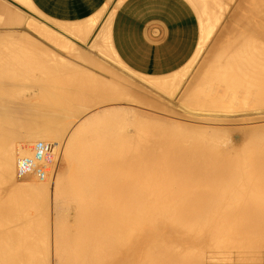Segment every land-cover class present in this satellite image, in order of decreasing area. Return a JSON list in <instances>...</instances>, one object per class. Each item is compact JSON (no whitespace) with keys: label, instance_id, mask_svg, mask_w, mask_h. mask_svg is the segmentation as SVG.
Listing matches in <instances>:
<instances>
[{"label":"bare ground","instance_id":"6f19581e","mask_svg":"<svg viewBox=\"0 0 264 264\" xmlns=\"http://www.w3.org/2000/svg\"><path fill=\"white\" fill-rule=\"evenodd\" d=\"M17 1L33 8L29 0ZM200 1L202 6L211 2L214 9L209 14L200 10L204 15L202 35L192 59L206 46L209 36L218 32L233 2ZM241 9L245 13L230 16L234 21L219 32L221 36L226 31V38H214L197 71L179 92V100L191 102L189 105L197 103L198 112L192 113L209 122V125L198 123L199 127L195 124L196 129L189 127L191 124L171 122L158 128L160 119L154 122L147 119L157 124L158 131L152 124L154 131L144 123V128L136 127L148 122L143 116L144 121L141 116L129 119V109L112 105L102 107L104 120L102 117L99 120L98 110L97 113L94 110L93 123L87 113L62 136L63 130L51 126L52 116L62 115V122H68L83 107L114 101L123 93L129 96V91L113 87L114 84L109 86L92 72L96 83L84 85L79 76L78 80L72 78L71 87L64 82L63 86H68L65 90L57 84L58 78L50 77L65 73L51 71L52 61L40 63L44 69H40L42 77L25 80L27 77L24 79L22 75L26 71L17 70L22 63L13 56L15 53L0 55V264H264V143L254 140H264V133H260L264 131V121L246 127H222L233 120L263 119L260 117L264 109V0H246ZM16 11L13 6L0 4L1 23L3 20L7 25L15 21L22 24L19 16L22 13ZM113 12L105 7L86 21L58 23L56 34L86 42L101 20V28L89 44L99 51L112 50L108 38ZM27 24L41 40H56L52 31L34 27L35 23ZM22 45L18 46L29 47ZM72 50L91 61L89 64L98 67L102 63L78 48ZM50 55L62 58L57 53ZM11 59L17 61L10 62ZM101 65L105 66L104 62ZM12 67L17 69L11 70ZM30 69L34 73L32 70L36 68ZM183 71L180 68L164 76H141L152 78L144 80L155 89L175 91L187 73ZM26 82L32 84L27 85H31V90L25 94L28 89L21 84L25 86ZM33 84H37L39 94L32 91ZM46 106L56 107L53 110ZM19 112L21 122L16 118ZM91 114L94 113L90 117ZM9 115L16 116L17 121L12 119L16 125H12ZM55 121L58 126L59 121ZM46 122L52 124L46 126ZM18 123L25 133L21 136L20 130L16 133L17 142L14 137L8 140L9 143L14 139L16 143L5 144L4 136L8 133H4H15ZM131 123L136 125L133 133L129 129ZM228 130L231 132L227 133ZM10 134L7 137L15 135ZM60 136L62 142L56 140ZM237 137L240 142H236ZM222 142L229 149L222 150ZM61 161L71 171L62 170ZM4 181H10L9 191L4 188ZM51 194L65 200L62 204L67 211L50 202Z\"/></svg>","mask_w":264,"mask_h":264},{"label":"rangeland","instance_id":"374dc122","mask_svg":"<svg viewBox=\"0 0 264 264\" xmlns=\"http://www.w3.org/2000/svg\"><path fill=\"white\" fill-rule=\"evenodd\" d=\"M233 1V2H232ZM230 2H232L231 4V9H230V11L228 12L227 11V15H225V17L223 18V20H222V25L220 26V29L218 30V32L215 34H211L210 36H209V40H208V43H206V46L202 49V51L198 54V56L197 57H194L195 58V60H194V58L192 59H190L189 61L192 63V64H190L191 66H189L188 64H189V62H187L186 63V65L184 66V67H182V71H183V69H185L184 71H183V73H186V75H185V77L183 78V81L181 82V84L179 85V87L177 88V87H175V91H172V90H174V89H172L171 91H166V90H162V89H155L154 87H152V86H150L144 79H152V78H143L141 75H140V73H137L136 71H134L133 69H131V68H129L127 65V67L126 66H124V64H122V63H120V61L114 56V54H113V52H112V50H110V49H106V48H103L101 51H99V49L97 50V47L95 48H93V47H91L90 45H89V39H88V41H86V42H84L82 39L80 40V38H72V37H63L64 35H60V33L59 34H56V33H58V32H56L57 30H56V21H53V20H51V19H49V18H46V17H44V16H42L40 13H38L36 10H34L31 6H28V5H25V4H23L24 6H27V7H29V9L27 8H25V10L23 11V10H21V9H19V8H17V7H15L16 9H17V11H16V9L13 7V9L16 11V12H20V13H22V14H20L19 16L20 17H22V19L20 20V19H18V20H20L21 21V23L22 24H15V22L16 23H18L17 21H15L14 23H13V25H12V23H10L9 25H7L8 24V22L6 23L5 21L3 22V20H2V23H1V20H0V43H2L3 45H5V46H1V44H0V55H11L12 56V54H14L13 56H17L16 57V59H18V61H20L21 63H22V67H21V65H20V67H19V69H17V68H14L15 70L17 69V70H20V68L22 69L21 71H26V73H25V75L23 74L22 76L24 77V79H25V76L27 77L25 80H32V79H37V78H40V77H42V73H40V71L41 70H44V69H41V68H43V67H41V64L42 63H47V64H50V62L52 61L53 62V64L52 65H50L51 67H50V70L51 71H57L58 73H60V71L61 72H65V73H62V74H58V76L57 75H51L50 77L51 78H54V79H57L58 80V85L60 86H62V88L63 89H65V90H67L66 88H68V86H63V83L65 82V84L66 85H71L72 86V78H74V80L75 79H77L78 80V78H79V76H80V78L83 80L81 83L82 84H84V85H88L89 83H96L97 82V80L96 79H94L92 76H95L94 74H96L97 76H99L100 78L102 77L103 78V80L102 81H104V80H106V83L109 85V86H112L113 84V87L114 86H120V87H122V88H125V89H127V91H129V96L126 94H124L123 93V95H119V97H116L117 99H113L114 101H112V100H110L109 99V102L107 103V101L106 102H104V104L101 102V104H97V105H92V104H90L92 107H90L89 105H88V107H83L82 109H81V111L79 112V113H77L75 116L73 115V116H71V118H69V120H68V122L67 121H63L62 122V120H63V117H62V115H60L61 117L60 118H56V117H53L52 116V120L53 121H51L52 123H53V125H51L52 127L54 126V127H59L58 129L59 130H63L60 134L63 136L64 134H66L67 132H68V127L70 128V127H72L73 126V124L74 123H76V122H78L82 117H84L85 116V114L87 115V113L89 114V117H88V120L90 121V122H92L93 123V121L95 120V118H96V114H95V112L97 113V111L96 110H98V114H97V116H98V118H99V120H101V117H102V119L103 118H105V115L104 116H102V107L103 108H105L106 106L108 107V106H112V105H115V106H118V107H120V108H126L125 110H128L129 112H130V115L131 116H129V119L131 118V119H134V118H136V120H137V118L139 117V116H141V119H146V121L148 122V123H150L149 125H148V123H145V122H142L141 124H138L139 122H132V123H134V124H138L139 126H136V125H134V126H136V127H141V128H144V127H142V125H143V123L144 124H146V126L145 127H149V128H151L152 126H151V124L155 127V125H157V124H155L154 125V123H151V122H149L150 120H152V122H154V119H160V120H162V121H160V122H162L163 124H161L160 122H158L159 124V126H157L158 128L160 127V126H164V125H168L169 123L168 122H171V123H179V124H187V126H189V124H191L189 127H192V128H195V124H197L198 126L197 127H199V124H203L204 123V125H209V122H203V121H201L199 118H198V116H200V115H197L196 116V114H193L192 112L194 111V112H198L196 109L198 108L197 106L198 105H196L197 103H192L191 105H189L191 102H189V103H187L186 101H184V103H183V100H179V92L182 90V88H184V86H185V84H187V82H189L190 80L189 79H191V77H192V75L195 73V71H197V68L199 67V64L201 63V61H202V59L205 57V55H206V53H208L209 51L208 50H210V47L211 46H213V44H214V38H226V36L228 35V33L226 32V31H223L222 32V34H221V36H219V32H220V30L221 29H223L224 28V26L225 25H228L229 23H231V21H234L233 19H231L230 18V16L234 13V14H241V12H242V9L241 8H244V6H245V3H246V0H231ZM22 4V3H21ZM6 6V5H5ZM114 5H113V1L112 2H110V4L107 6V9H109V8H112ZM10 7H12V6H10ZM109 11H112V9L111 10H109ZM246 11V10H245ZM245 11L244 12H242V14L243 13H245ZM23 15V16H22ZM18 16V17H19ZM17 17V18H18ZM32 17V18H31ZM33 17H34V19H36L35 21H34V19H33ZM24 18V19H23ZM228 18V19H227ZM2 19V18H1ZM29 19V20H28ZM4 20H6V19H4ZM27 20V21H26ZM7 21V20H6ZM20 21H19V23H20ZM30 21H33L34 23H35V25H34V23L32 22H30ZM37 21H38V23H37ZM5 23V24H4ZM27 23H30V25H34V27L36 26H40V28L39 29H41V27H43V29L44 28H46V30H48V31H52L51 33H53V35H55V37L56 38H54V39H56V40H52V41H48L47 39H40L41 38V36L35 31L34 32V30L33 29H30V27L28 26L29 24H27ZM44 23V24H43ZM24 25H26V27L24 26ZM22 26H24V32L22 33V31H23V29H22ZM45 26V27H44ZM51 27V28H50ZM14 28V29H13ZM27 29V30H26ZM43 29H41V30H43ZM54 29V30H53ZM45 30V29H44ZM45 30V31H46ZM4 31V32H3ZM27 31L29 32H31V33H27ZM34 33H33V32ZM12 32V33H11ZM7 35H6V34ZM36 33V34H35ZM4 34V35H3ZM10 34V35H9ZM16 34V37H14V35ZM19 34V35H18ZM5 35H6V37H5ZM9 35V36H8ZM31 35V36H30ZM33 35V36H32ZM37 35V36H36ZM59 35V36H58ZM21 38H20V37ZM35 36V37H34ZM15 39H14V38ZM20 38V40L21 39H23V40H21V42H20V40H19V38ZM28 37V38H27ZM37 37V38H36ZM59 37H61L62 39L63 38H66V39H64V41L65 40H68L69 41V43H67V41H66V43H64V41L62 42L61 40H60V42H62V43H60L59 42V40L58 39H60ZM58 38V39H57ZM4 39H5V41H7L6 43H8L7 45H6V43L4 42ZM12 39V40H11ZM25 39V40H24ZM71 39V40H70ZM16 40V41H15ZM78 40H80L79 42H78ZM13 41V42H12ZM17 41H19L20 43H17ZM24 41H26V42H24ZM58 41V42H57ZM71 41V42H70ZM28 42V43H27ZM33 44H32V43ZM54 42H57L58 44H61V45H58V44H54ZM84 42V43H83ZM5 43V44H4ZM15 43V44H14ZM70 43H73V44H70ZM76 43V44H75ZM10 44H14L13 46H11ZM24 45V46H26V45H28L29 47H19L18 45ZM26 44V45H25ZM30 44V45H29ZM43 44H44V46H43ZM62 44H64L63 46H62ZM78 44V45H77ZM16 45V46H15ZM22 45V46H23ZM67 45V46H66ZM10 46V47H9ZM18 46V47H17ZM33 46H35V49H33V48H31V47ZM49 48H48V47ZM61 46V47H60ZM71 48H70V47ZM2 47V48H1ZM8 47V48H7ZM15 47H16V50H17V52H21V53H16V50H15ZM43 47V48H42ZM45 47V48H44ZM68 47V48H67ZM74 47H75V49L76 48H78V50L81 52V53H85L86 54V56H90L91 58L93 57H95L94 58V60L95 59H99V62H100V60H101V62L103 63L104 62V64H105V66H107V68L104 66V65H101L102 63H98L99 64V66L97 67L96 65L94 66V65H92V63L91 64H89L90 62L89 61H87L86 60V58L83 56V55H81L80 53H78V52H74V50H72V49H74ZM3 48H4V50H3ZM5 48H7V50L5 49ZM13 48V49H12ZM20 48V50L21 51H19L18 49ZM43 50L42 52H41V49ZM9 49V50H8ZM25 49H27V51L25 50ZM46 49V50H45ZM50 51V53L51 54H54V53H57L58 55H61L62 56V58L60 59H55V57L54 56H56V55H52L53 56V58H51L52 56L50 55V53H49V51ZM11 50V51H10ZM13 50V51H12ZM32 50H33V52H32ZM35 50V51H34ZM39 50H40V52H39ZM3 51V52H2ZM8 52L9 51V53H6L5 54V52ZM22 51H23V55H22ZM45 51H47V53L45 52ZM55 51V52H54ZM104 51V53H102ZM14 52V53H13ZM32 52V53H31ZM30 55H29V54ZM33 53H35V54H33ZM39 53H41V54H39ZM43 53V54H42ZM20 55V57L22 58L21 60H19L20 59V57L18 56V55ZM26 54V55H25ZM33 54V55H32ZM37 54H39V55H37ZM47 54V55H46ZM50 56H49V55ZM41 55H43V56H45V57H40ZM40 58H39V57ZM49 56V59H47V57ZM98 56V57H97ZM34 58V60H33V58ZM24 58H28L27 60H24ZM43 58L45 59V61L43 60ZM56 58H58V56H56ZM84 58V59H83ZM41 59V60H40ZM64 59V60H63ZM82 59V60H81ZM13 60H15V59H13ZM23 60V61H22ZM57 60V61H56ZM72 60V61H71ZM192 60H193V62H192ZM10 62H16L17 60H15V61H12V59L11 60H9ZM26 61V62H25ZM29 61V63H28V66H27V62ZM71 61V62H70ZM84 61V62H83ZM20 62H18V63H20ZM25 62V63H24ZM32 62V63H31ZM72 62L73 63H76V64H73V65H75V66H73L72 65ZM83 62V63H82ZM98 62V61H97ZM20 63V64H21ZM34 63V64H33ZM41 63V64H40ZM59 63V64H58ZM67 63V64H66ZM25 64V66H24V68H23V65ZM65 64V65H64ZM78 64V65H77ZM38 65V66H37ZM61 65V67H59ZM68 65V66H67ZM71 65V66H70ZM105 68H104V67ZM32 68V69H34V68H36V69H34V70H32L34 73H31L30 71H31V69L30 68ZM57 67V68H56ZM66 67V68H65ZM72 67V68H71ZM88 67V68H87ZM97 67V68H96ZM189 69H188V68ZM27 68H29V71H28V69ZM61 68V69H60ZM87 68V69H86ZM109 68H110V70H109ZM13 69V67H12V69L11 70H14ZM23 69H27V70H23ZM41 69V70H40ZM53 69V70H52ZM57 69V70H56ZM59 69V70H58ZM72 69V70H71ZM91 69V70H90ZM103 69V70H102ZM105 69V70H104ZM69 70V71H68ZM37 71V72H36ZM73 71V72H72ZM82 71V72H81ZM30 74H29V73ZM84 72V73H83ZM94 73V74H92V73ZM111 72V73H110ZM38 73V74H37ZM193 73V74H192ZM69 74H70V76H69ZM109 74V75H108ZM31 75H32V77H31ZM34 75V76H33ZM68 75V76H67ZM102 75V76H101ZM21 76V77H22ZM29 76V77H28ZM54 76V77H53ZM68 78H67V77ZM84 76V77H83ZM90 76H91V78H90ZM112 76V77H111ZM121 76V77H120ZM123 76V77H122ZM22 77V78H23ZM31 77V78H30ZM88 77H89V79H88ZM69 79V78H71V80L70 81H68V80H66V79ZM105 78V79H104ZM86 79V80H85ZM73 80V81H74ZM85 80V81H84ZM94 80V81H93ZM112 80V81H111ZM128 80V81H127ZM144 80V81H143ZM62 81V82H61ZM109 81V82H108ZM75 82V81H74ZM73 82V83H74ZM112 82V83H111ZM28 83V84H27ZM102 83H104V82H102ZM23 84V85H22ZM21 84V86H23V88L25 89V88H27L28 90H27V92H26V90H25V92H23V93H28V92H30V90H31V85L29 86V87H27V85H29V84H32L31 82H26V85L24 86V84L25 83H22ZM64 84V85H65ZM34 85V86H33ZM32 85V89H34V90H32V91H36V93H38L39 94V91L37 90V87L38 86H36L37 84H33ZM69 85V87H71ZM137 85V86H136ZM143 85V86H142ZM148 85V86H147ZM60 86V87H61ZM22 88V87H21ZM23 88H22V90H23ZM177 88V89H176ZM24 91V90H23ZM20 93L22 92L21 91V89H20V91H19ZM172 92H175V93H172ZM171 95H170V94ZM167 94V95H166ZM154 95H156V96H154ZM177 95V96H176ZM118 96V95H117ZM123 96V97H122ZM128 96V97H127ZM131 96V97H130ZM159 96V97H158ZM172 98H171V97ZM121 97V98H120ZM124 97H125V99H124ZM127 98V99H126ZM163 98V99H162ZM178 101V102H177ZM173 103V104H172ZM123 107H122V106ZM52 106V105H51ZM50 106V107H51ZM87 106V105H86ZM185 106V107H184ZM50 107H48V108H50ZM54 107H56V106H54ZM54 107H52L53 108V110H54ZM90 107V108H89ZM165 107V108H164ZM196 107V108H195ZM45 108H47V106L45 107ZM47 108V109H48ZM52 108H50V109H52ZM87 110H85V109ZM162 108V109H161ZM18 110V108H15L14 109V112L16 113V111ZM132 109V110H131ZM166 109V110H165ZM193 109V110H192ZM16 110V111H15ZM85 110V111H84ZM94 110H95V112H94ZM172 110V111H171ZM128 111H126V112H128ZM132 111V112H131ZM134 111V112H133ZM12 113V114H14L15 115V113ZM94 113L93 115L91 114V117H90V113ZM99 112H101V113H99ZM19 113H20V115H19ZM19 113H17V117L16 116H13V117H11V115H9V119H15V121H17V119L16 118H18V122H21L20 121V119H21V117H19V116H21V112H19ZM136 115H135V114ZM83 114V115H82ZM101 114V115H100ZM104 114V113H103ZM126 114V113H125ZM262 114V116L260 117V119L261 118H263V119H261L262 120V122H261V120H252V121H250V120H247V121H237V120H233L232 122L230 121V122H227L226 124H222V127H225V128H232V127H237V126H241V127H246V126H248V125H251V124H256L258 121H260V122H258V123H263V121H264V109H263V112L261 113ZM128 115H129V113H128ZM127 114H126V116H128ZM138 115V116H137ZM181 115V116H180ZM194 115V116H193ZM94 116V117H93ZM133 116V117H132ZM137 116V117H136ZM142 116H143V118H142ZM184 116V117H183ZM190 116V117H189ZM193 116V117H192ZM14 117H16V118H14ZM148 117V118H147ZM197 117V118H196ZM61 118H62V120H61ZM94 118V119H93ZM140 118V117H139ZM138 118V119H139ZM195 118V119H194ZM91 119V120H90ZM144 119L142 120V121H144ZM147 119H149V121L147 120ZM54 120H56L55 121V123H57V120L59 121V122H61V123H59L58 122V126H57V124H55L54 125ZM61 120V121H60ZM74 120V121H73ZM104 120V119H103ZM102 120V121H103ZM163 120H165V122L166 123H164V121ZM14 120H12V125H16V124H13V123H16L15 121L13 122ZM156 121H159V120H156ZM141 122V121H140ZM193 122V123H192ZM242 122H243V124H242ZM41 123V122H40ZM43 123V122H42ZM47 123H49V122H46V126H50V124H52V123H50V124H47ZM65 123V124H64ZM72 123V124H71ZM95 123V122H94ZM129 124L128 126L130 127L129 129H131V132L133 133V130H134V126H133V124ZM155 123H157V122H155ZM199 123V124H198ZM235 123V124H234ZM31 124V123H30ZM33 124H35V123H33ZM32 124V125H33ZM39 124V123H38ZM43 124V126H45ZM59 124H60V126H59ZM184 124V125H185ZM194 126H193V125ZM19 125V126H18ZM18 125H17V127L19 128V130H18V128L15 126L14 127V130L13 131H15V133L14 132H12V131H8V132H5L4 134H7V136H9V133H11L10 135H12V134H15L14 136L12 135V136H10V138L9 137H7L6 135L4 136V138L6 137V139L7 140H4V138L2 137V139L4 140V143L5 144H9V143H16L18 140V138H17V134L16 133H20L21 131L20 130H22V132H21V136L25 133L24 131H25V129L24 128H22L21 129V123H18ZM148 125V126H147ZM35 126V125H34ZM36 126H37V122H36ZM38 126H41L40 124L38 125ZM65 126V127H64ZM201 126V125H200ZM203 126V125H202ZM201 126V127H202ZM219 126H221V124H219ZM61 127H63V129L61 128ZM66 127H67V129H66ZM65 128V129H64ZM133 128V129H132ZM140 128V129H141ZM148 128V129H149ZM156 128V127H155ZM158 128H156L155 129V131L157 130H159ZM135 129H137V128H135ZM139 128H138V130H140ZM152 129V128H151ZM196 129V128H195ZM17 130H18V132H17ZM24 130V131H23ZM65 130V131H64ZM143 130H147V129H143ZM153 131H154V128L152 129ZM20 131V132H19ZM230 133L231 131H227V133ZM262 132L264 133V131H261L260 133L262 134ZM139 133H141L142 134V131L140 130V132ZM144 133V132H143ZM259 133V132H258ZM259 133V134H260ZM3 134V135H4ZM238 135V134H237ZM62 136H60V137H58L59 139L60 138H62ZM257 136L258 137H260V135H256V138H257ZM264 136V134H262V137ZM12 137H14V139L16 140V142H15V140L13 139L11 142H9L8 143V140L10 141L11 139H12ZM19 137H20V135H19ZM262 137H260V138H262ZM9 138V139H8ZM56 139V140H58V141H61L62 142V140L63 139ZM264 138V137H263ZM254 140H256V141H259L260 140V142H262V143H264V140L262 139H254ZM225 141V140H224ZM223 141V142H224ZM3 142V141H2ZM222 142V144L220 145L221 147H222V150L223 149H229L228 148V144H227V146H225V145H223L224 143ZM236 142H240V139H239V137H237L236 138ZM227 147V148H226ZM66 164L63 162V161H61V164H60V168L61 167H63V168H61L62 170H65V169H67V170H65V172L67 171V172H69V171H71V169H70V166H68L67 167V165L65 166ZM42 166V165H41ZM58 168H59V165H58ZM69 169V170H68ZM66 172V173H67ZM4 183H5V181H4ZM3 183V186L5 185H8V186H4V188H7L8 189V191H9V189H11L10 187H12V185H10L11 183H10V181L8 182H6L5 184ZM52 186H50L49 187V189H50V191H51V188ZM7 191V192H8ZM54 195H50V202L52 201L53 202V204L55 205V203H56V207L57 208H64V209H66L65 211H67V208H66V206H65V204H62V202H65V200H63L62 198L60 199V198H58L57 197V195H55V198L53 197Z\"/></svg>","mask_w":264,"mask_h":264},{"label":"crops","instance_id":"0c3cea01","mask_svg":"<svg viewBox=\"0 0 264 264\" xmlns=\"http://www.w3.org/2000/svg\"><path fill=\"white\" fill-rule=\"evenodd\" d=\"M0 1V4L6 5L7 8L12 5L23 11L25 8L29 9L17 0ZM112 1L114 6L107 9ZM29 2L34 10L56 21L57 24L83 22L97 15L105 7L108 11L112 9L114 12L108 45L125 65L144 76H164L182 68L198 47L202 35L201 21L204 19L202 14L204 12L209 14L208 11L214 9V6L210 5L211 2L208 1L206 6H202L200 0H29ZM198 6H202L203 9H199ZM200 10H203V13ZM101 25L100 20L90 39L88 38L89 41L87 40L89 43L99 32Z\"/></svg>","mask_w":264,"mask_h":264}]
</instances>
